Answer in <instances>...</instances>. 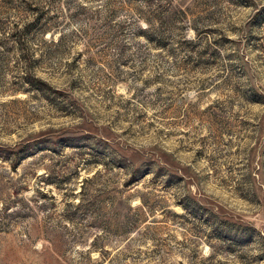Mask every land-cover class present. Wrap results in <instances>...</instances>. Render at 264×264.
I'll use <instances>...</instances> for the list:
<instances>
[{
	"label": "rangeland",
	"instance_id": "rangeland-1",
	"mask_svg": "<svg viewBox=\"0 0 264 264\" xmlns=\"http://www.w3.org/2000/svg\"><path fill=\"white\" fill-rule=\"evenodd\" d=\"M0 264H264V0H0Z\"/></svg>",
	"mask_w": 264,
	"mask_h": 264
}]
</instances>
